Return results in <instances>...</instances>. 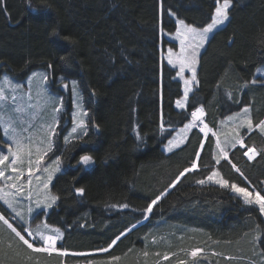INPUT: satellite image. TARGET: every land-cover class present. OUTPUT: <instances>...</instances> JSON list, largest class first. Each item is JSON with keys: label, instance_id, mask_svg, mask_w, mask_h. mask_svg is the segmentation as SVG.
Wrapping results in <instances>:
<instances>
[{"label": "trees", "instance_id": "trees-1", "mask_svg": "<svg viewBox=\"0 0 264 264\" xmlns=\"http://www.w3.org/2000/svg\"><path fill=\"white\" fill-rule=\"evenodd\" d=\"M215 6V0H0V72L23 77L44 68L52 84L57 76L76 78L88 123L85 134L56 148L66 166L50 185L59 199L35 216L61 230L56 247L68 254L34 253L1 223L0 264H177L187 249L199 246L210 264L260 260L264 218L258 206L245 205L230 187L197 182L216 168L230 184L264 195V135L241 130L245 146L230 148L228 160L218 165L212 132L205 137L193 128L179 147L162 148L199 106L212 130L244 106H250L254 126L264 118V77L255 74L264 62V0H231L229 19L198 54V85L184 109L175 107L182 85L175 68L161 59L160 39L174 46L162 33L175 30L176 18L205 26ZM252 80L257 83L245 88ZM249 147L259 153L253 160L244 156ZM197 151L198 169L169 188ZM86 154L92 157L87 164L80 161ZM77 188L85 191L78 194ZM0 211L11 217L1 202ZM155 224L199 229L153 246L149 231ZM164 253L168 259L162 261ZM112 257L119 260L110 262Z\"/></svg>", "mask_w": 264, "mask_h": 264}, {"label": "snow or ice", "instance_id": "snow-or-ice-1", "mask_svg": "<svg viewBox=\"0 0 264 264\" xmlns=\"http://www.w3.org/2000/svg\"><path fill=\"white\" fill-rule=\"evenodd\" d=\"M162 2V0H161ZM215 9L211 16V22L206 24V26L202 28H197L192 24H187L182 19L176 20V32L175 37L179 40L180 43V51L179 53H174L171 48L167 50V62L169 65L173 67L179 66V71L177 72V76H179L183 80V97L182 99H178L176 101V107L180 109H184L187 106L189 100V94L193 92V86L198 85L199 81L197 80V71L196 65L199 63L198 54L199 49L204 47L205 43L208 41L210 34L214 31L219 30L220 26H222L225 21L229 19V10L231 6V0H215ZM171 15H175V13H171ZM162 31V29H161ZM188 69L191 71V77L185 78L184 71ZM264 71L262 69H257V72ZM36 73H33V76H36ZM31 79V78H29ZM48 80L47 74H43L41 76V81L46 82ZM3 83L5 85H10L15 90L16 88L21 87L20 85H12V82L8 77H4ZM257 83L256 80L246 81L244 87L246 88L248 84ZM64 87H69V85L65 84ZM76 81H72V88L75 90ZM44 94L49 95L47 88L44 87ZM8 97L5 96L4 87L0 86V102L5 101ZM50 99H53L49 95ZM14 99V98H13ZM60 109L57 107H53V112H59ZM82 115L86 116V112H82ZM205 116L204 108L201 106L196 108L191 112L192 119L189 123L185 124L183 128H181L177 136L172 140H169L167 145V150L171 152L173 148L179 147L187 140V133L191 131L193 128H199L200 132L208 136L209 132L212 130L208 127L206 123H204L203 117ZM228 121L234 122V129L231 136H226L223 142L217 138L216 140V151L214 152L215 163L220 164L221 160H228V149L235 148L237 145L240 147H244V138L240 135V129L246 128L248 132L253 130V119L251 117V109L248 106H245L241 109L240 112L235 113L233 116H229L227 118ZM238 121V123H236ZM59 123L58 120L53 117L52 122L46 125L44 129V138L41 139L38 143L33 144L31 139H29V144L25 145L22 143L21 139L18 137L15 128H13L11 123L0 120V125L3 126L4 134L9 138L11 143L8 144V154H4L0 152V165L5 166V168H11L12 172L15 173L14 176H5L4 168H0V177H3L6 181H12L11 184L7 185L10 189H16L17 192H23L24 187L19 183L21 177L24 176V171L26 170L29 173V177L33 175V173L37 170H42L47 173V176L44 180H41L39 176L36 177V180L40 182L43 186L44 195L41 199L37 200V207H52L59 199L58 196L53 195L49 189V184L53 178L54 173L60 170V158L58 157L56 161H53L55 167L49 166L41 168L42 162L47 154V152L52 149V137L56 134V126ZM80 126H84V121H79ZM161 130H164V122H163V113H161ZM255 128L259 129V131L264 134V120L259 121L255 125ZM77 131L76 127H73L72 132L75 133ZM213 136H216L215 132H212ZM67 142L68 137H65ZM15 145V148H13ZM201 149L204 147L203 141L201 142ZM34 149V151H33ZM258 151L254 147H249L247 151L244 152V156L248 158V160H253L258 155ZM33 155H35V159H33ZM10 156L12 157L10 164H5L6 161L9 160ZM200 159V151L196 153V159L193 160L190 168H185L183 171L179 173L176 179L168 186L169 188L174 187L181 177H184L186 173L197 170L198 163L197 161ZM92 160L90 155H82L80 157V161L82 163H89ZM27 164V168L25 169L23 165ZM231 163V161H229ZM236 172L240 173L243 176L241 170L235 165H231ZM214 181L221 187H230L231 190L236 193L240 198H242L243 203L247 206H258L259 212L264 214V195H261L260 192H250L246 187H240L235 183H229L227 179H224L221 176V173L214 169L211 173L202 180H199L197 183L204 184L206 182ZM32 180L29 178L28 184L31 185ZM85 190L83 188H77L76 192L78 194H83ZM168 189L166 188L164 192L160 193V195L156 196L155 199L148 204L145 209L146 212L150 213L153 209V206L167 193ZM16 196V192H6L4 187H0V200H3L4 203L15 213L13 219L19 218L25 224L28 223L25 220L24 215L21 211L17 210L16 204L14 203ZM122 207H127V205H122ZM34 209L30 206L27 208L28 213H33ZM0 222L10 230L12 234H14V238L18 240L23 246H26L28 250H31L34 253H45L51 255L52 253H57L59 255H67V251H62L56 247L57 241L63 238V233L59 228H52L47 223H42L36 225L34 228L29 226L25 227L22 230H18L17 227L13 225L3 214H0ZM54 233L53 235H49L48 233ZM123 235V233H121ZM29 237L31 239H29ZM259 237H254V239H258ZM120 237H116L115 240L112 241V244L109 245V248L112 247L119 240ZM40 245V246H37ZM100 251H107V249H101ZM203 254V249L196 248L191 250L189 255L193 258H196L198 255ZM147 256V253H144ZM216 255V253H213ZM118 259V258H114ZM164 259L167 260L168 256L165 255ZM180 264H185L184 261H180ZM195 264V261L193 262Z\"/></svg>", "mask_w": 264, "mask_h": 264}, {"label": "rangeland", "instance_id": "rangeland-1", "mask_svg": "<svg viewBox=\"0 0 264 264\" xmlns=\"http://www.w3.org/2000/svg\"><path fill=\"white\" fill-rule=\"evenodd\" d=\"M177 19L178 18H176L175 21ZM197 28H202V27H197ZM163 32L164 33L162 34L164 38L174 43V46H172L170 43L163 44L162 38L160 39L159 48H160L161 59L165 61L166 63H168L167 62V50L171 48L174 53H179L180 43H179V40L176 39L175 37L176 28L173 32H166V31H163ZM202 49L203 47L199 49V53ZM170 66L173 67L172 65ZM173 68H175L176 70L175 77L181 82V85H182V95L175 100V107H176V101L178 99H182L183 97L184 85H183V80L179 76H177V72L179 71V66L177 65ZM196 68H197V65H196ZM257 69L264 70V62L258 65L255 71L256 75L261 74L264 76V71L257 72ZM33 73H36L37 75L33 76ZM43 74H47L48 76V80L46 82L41 81V76ZM183 75L185 78H189L191 77V71L188 69H185ZM4 77H8L9 80L12 82V85H20L21 87L16 88L14 90L12 86L5 85L3 83ZM53 81L54 83L52 84L50 75L48 74V71L44 68H34L30 70L27 73V75L23 77H16L7 70H1L0 72V86L4 87L5 96L8 97L5 101L0 102V120H3L5 122L12 124L13 128H15L16 133L18 137L21 139L23 144L28 145L29 139H31L33 144L38 143L41 139L44 138V129L46 125L52 122L53 117H55V119L59 121V123L56 126V134L55 136L52 137V149L51 151L47 152L42 162V166H41V168L49 167V166L55 167V165L53 164V161H56L58 157L60 158V164H59L60 170L54 173L53 178L49 184V189H48V191H50L53 195H55L51 191L50 185L53 179L55 178V176L59 172H61V170L65 166L63 165L59 151H56L57 150L56 148H58L59 145L61 146L65 145L70 139H74V138L80 137L83 134H85L88 128V123L86 120L87 115L84 116L81 114L82 112H86V109L82 101L80 89L78 87L76 78L57 76V78L53 79ZM72 81H76L75 90H73L72 88ZM65 84L69 85V87H64ZM44 87L47 88L48 94L53 99H50L49 95L44 94ZM67 93H69L68 96H69L70 102L69 104L66 105L65 98H66ZM54 106L59 108L60 111L54 113L53 112ZM248 107L250 108V106ZM241 109L239 111L229 114L223 120H221L217 129H214V130L211 129L212 132L216 133V136H214L213 157H214V152L216 151L215 146H216L217 138H219L223 142L226 136L232 135V132L234 129V122L228 121L227 118L229 116H233L237 112H240ZM62 119H66V122H67V124H64V126H63L64 121L62 122ZM191 119L192 117L190 118V120ZM80 120L84 121V126L79 125ZM189 121H187L185 124L189 123ZM236 123H238V121H236ZM185 124H183L182 126H179L175 130V132L172 134V136L169 137L165 143H163L162 145L163 150L168 151L167 145H168L169 140H172L174 137H176L178 131L181 128H183ZM73 127L77 128V131L75 133L72 132ZM243 129H246V128H242L239 131L241 132V130ZM0 130L2 134V138L0 140V152H3L4 154H8V151H7L8 144L11 143V141L4 134L2 125H0ZM65 137H68L67 142L65 140ZM57 140H60V142L57 143ZM13 148H15V145H13ZM32 158L35 159V155H33ZM11 159L12 157L10 156L9 160L6 161L5 164L6 165L10 164ZM23 167L26 169L27 164L25 163ZM0 168H4L5 176L15 175V173L12 172L11 168H5V166L3 165H0ZM214 169L216 168H213L211 171H213ZM37 176H39L41 180H44L47 176V173L43 172L42 170H37L33 173L31 177H29V173L26 170L24 171V176L21 177V180L19 181V183L22 184L24 187L23 192H17L16 189H10L9 187H7V185L11 184L12 181H6L3 177H0L1 178L0 187H4L6 192H16L14 203L16 204L17 210L21 211V213L25 217V220L28 221V223L25 224L19 218L13 219V217L15 216V213H13L10 208H8L11 217L6 216V215L5 217L9 219V221L13 223V225L17 228H18L17 223H16L17 221L21 223L22 228L29 227V226L34 228L38 224L46 223L44 218H42V220L35 218V216L38 215L42 209L44 210V212H47L49 209V207H44L43 205H41V207L39 208L37 207V200L41 199L44 195L42 184L36 180ZM29 178H31L32 180V183L30 186L28 184ZM211 182L215 183L214 181H211ZM240 187H243V186H240ZM248 189L250 192H253V195H255V192H257V190L255 189H251V188H248ZM0 202L6 205L3 200H0ZM30 206L34 209L33 213L31 214L27 212V208ZM0 214H2L1 211H0ZM261 215L264 218V214H261ZM39 217H44V216L41 215ZM142 221L143 220L137 222L136 224H134V226H136ZM1 223L2 222H0V224ZM48 225L51 226L52 228H57L53 225H50V224ZM157 225L158 224H155L154 227ZM3 227L7 229L5 225H3ZM154 227L151 228V230L149 231V242H151L153 246L159 245L158 244L159 241L168 242L169 240L172 239V237L178 239V238H183L188 235H192L193 232H197V229H199V228L196 229L193 227L178 225V224L177 225L172 224L168 228H165V227L162 228L159 226L155 228ZM7 230L9 231V229ZM48 234L53 235L54 233L49 232ZM157 234H162V235L159 238ZM12 235L14 236V234ZM29 239L31 238L29 237ZM37 246H40V245H37ZM196 248L203 249V254L198 255L196 258H193L189 255V253L191 252V250L196 249ZM211 249H212L211 247H208V250H211ZM61 250L64 251V249H61ZM205 250L206 249L203 246L187 249L184 252V254L181 256L182 258L179 259L177 264H180V261H184L185 264H193L194 261H195V264H210L208 261V258H206L207 255L205 254ZM165 255L168 256L167 253H164L161 256L162 261L165 260L164 259ZM114 258H118V259H114ZM259 258L260 260L255 261L254 264H264V254L263 253L259 255ZM110 259H111L110 262L112 261L114 262V261L119 260V257H112ZM91 263L93 262L89 260V262L88 261L76 262L73 264H91Z\"/></svg>", "mask_w": 264, "mask_h": 264}]
</instances>
